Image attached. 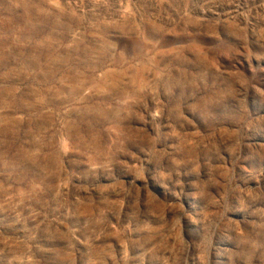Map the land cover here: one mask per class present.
Wrapping results in <instances>:
<instances>
[{
  "label": "rangeland",
  "instance_id": "374dc122",
  "mask_svg": "<svg viewBox=\"0 0 264 264\" xmlns=\"http://www.w3.org/2000/svg\"><path fill=\"white\" fill-rule=\"evenodd\" d=\"M0 264H264V0H0Z\"/></svg>",
  "mask_w": 264,
  "mask_h": 264
}]
</instances>
